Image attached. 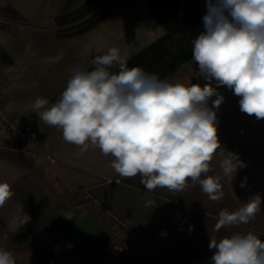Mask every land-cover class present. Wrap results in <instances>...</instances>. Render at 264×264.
<instances>
[{"label":"crops","instance_id":"obj_1","mask_svg":"<svg viewBox=\"0 0 264 264\" xmlns=\"http://www.w3.org/2000/svg\"><path fill=\"white\" fill-rule=\"evenodd\" d=\"M88 1L0 0V107L19 127L38 132L23 144L0 122V182H8L14 193L0 208V248L12 252L16 264H57L51 258L54 241L67 246L78 264H165L129 239L133 230L173 264H211L212 236L219 240L252 231L264 241V119L241 112V97L227 86L218 87L224 101L217 110V134L222 147L238 153L246 167L232 183L221 181L219 202L190 181L182 191L157 187L148 192L139 175L120 177L110 167L111 155L94 146L82 153L63 140L60 130L38 119L35 99L58 100L74 67L89 68L97 54L114 46L128 59L166 34L151 0H118L98 25L58 37L57 17ZM198 73L191 59L169 79L203 87L208 81ZM212 86L217 87L214 79ZM219 161L214 157L208 175L221 174ZM256 194L262 205L253 220L214 231L221 210L235 211ZM21 207L30 220L17 228L13 217Z\"/></svg>","mask_w":264,"mask_h":264},{"label":"clouds","instance_id":"obj_2","mask_svg":"<svg viewBox=\"0 0 264 264\" xmlns=\"http://www.w3.org/2000/svg\"><path fill=\"white\" fill-rule=\"evenodd\" d=\"M206 7L203 31L192 41L198 75L208 81L203 87L130 68L114 46L92 59L91 70L74 67L54 103L37 97L33 112L82 153L94 146L111 155L110 167L120 177L139 175L148 192L157 187L182 191L190 181L219 202L224 197L221 181L232 183L246 164L219 140L217 110L224 96L218 87L227 86L241 97V112L264 119V0H207ZM213 96L217 98L209 106ZM216 156L221 174L208 175ZM245 186L246 178L240 184ZM13 194L8 182H0V208ZM146 204L156 205L152 200ZM261 205L256 194L235 211L221 210L214 231L249 223ZM17 213L13 223L18 228L30 216L23 207ZM209 249L215 250L211 264H264V241L252 231L219 240L212 236ZM0 264H16L12 252L0 248Z\"/></svg>","mask_w":264,"mask_h":264},{"label":"trees","instance_id":"obj_3","mask_svg":"<svg viewBox=\"0 0 264 264\" xmlns=\"http://www.w3.org/2000/svg\"><path fill=\"white\" fill-rule=\"evenodd\" d=\"M100 1L89 0L78 10L57 17L58 26L85 18L100 4ZM117 1L108 0L94 15L80 24L69 29H59L58 37L84 33L98 25L114 8ZM206 3L207 0H151L152 13L166 28V34L126 59L128 67H141L146 72L154 73L163 79L170 71L190 61L192 41L204 28L203 16L207 13ZM98 55L103 54L96 56ZM93 67L91 64L88 69L91 70ZM112 70L118 71V68L114 67ZM63 90L57 94L58 99Z\"/></svg>","mask_w":264,"mask_h":264},{"label":"built area","instance_id":"obj_4","mask_svg":"<svg viewBox=\"0 0 264 264\" xmlns=\"http://www.w3.org/2000/svg\"><path fill=\"white\" fill-rule=\"evenodd\" d=\"M0 122H3L7 129L13 133L17 134L18 137L25 143L30 138H36L38 136L37 132L31 127L26 126L25 128L19 127L17 124L12 122L9 118L8 112L3 107H0ZM25 151L24 146L21 148ZM50 157V156H49ZM52 161H55L54 158L50 157ZM116 181H120L117 179ZM129 239L132 242H136L141 246H145L148 252L153 255L158 260L164 262L165 264H173L167 258H165L160 252L155 250L151 245L146 242V239L133 230L128 231ZM51 258L57 264H78V260L69 253L67 246L61 242L54 241L51 245Z\"/></svg>","mask_w":264,"mask_h":264},{"label":"rangeland","instance_id":"obj_5","mask_svg":"<svg viewBox=\"0 0 264 264\" xmlns=\"http://www.w3.org/2000/svg\"><path fill=\"white\" fill-rule=\"evenodd\" d=\"M108 0H101L100 1V4L88 15V16H86L85 18H82V19H80V20H78V21H75V22H72V23H70V24H64L63 26H61L60 27V29H69V28H71V27H73V26H76V25H78V24H80L81 22H83L84 20H86V19H88L89 17H91L92 15H94V13H96L106 2H107ZM186 63V62H185ZM183 64V63H182ZM181 64V65H182ZM180 66V65H179ZM178 66V67H179ZM178 67L177 68H175L174 70H172V71H170L169 73H168V75L165 77V78H169L170 76H173L174 75V73H175V71L178 69ZM10 118V117H9ZM26 127V126H25ZM25 127H23V128H25ZM37 134H38V132H37ZM16 136L18 137V135L16 134ZM19 138V137H18ZM24 144V143H23Z\"/></svg>","mask_w":264,"mask_h":264}]
</instances>
